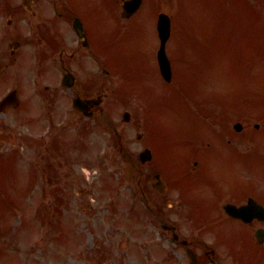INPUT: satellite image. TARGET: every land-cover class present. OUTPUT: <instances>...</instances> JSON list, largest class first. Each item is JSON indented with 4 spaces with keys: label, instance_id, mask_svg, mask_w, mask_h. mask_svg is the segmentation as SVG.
Masks as SVG:
<instances>
[{
    "label": "rangeland",
    "instance_id": "obj_1",
    "mask_svg": "<svg viewBox=\"0 0 264 264\" xmlns=\"http://www.w3.org/2000/svg\"><path fill=\"white\" fill-rule=\"evenodd\" d=\"M70 2L71 4H77L79 8L92 5L94 9H98L97 4L91 0H70ZM219 2L221 0H157V8L165 9L164 11L172 15L174 24L172 41L185 58L189 57L192 60L201 59L195 55L196 53L193 50L213 47L215 43H219L220 46V38L214 41L215 31H213L217 26L223 25V23L219 22L223 20V15L219 10L221 4ZM236 2L237 0H224L223 3L225 4L224 9L231 10L230 15L236 17L241 23L239 44L232 43L233 48L229 43L224 44L225 50H219L216 56V53L213 52V54H210V60L202 59L201 63L196 64L195 68H192L190 77L188 74H183L182 80L185 81V88H196L197 85L203 83L202 80L207 81L205 85L208 86L205 88L204 85L203 88L205 101H207V97L209 98L208 92L212 93L211 97L214 102L212 104L206 103V105L209 108L210 106L212 107L210 109H212L213 121L217 120V116L224 118V116L236 114V110L241 109V106H247L245 104L248 103L256 104L257 107L252 109V106H249L247 107L249 110L242 109L238 114L253 116L250 121L258 123L262 127L264 125V28L252 31L247 28L246 23L249 22L250 24L251 20L244 15L238 16L235 13L232 8H235ZM211 3L214 5L213 7L218 6V13L214 20V13L205 7ZM108 6L111 7V3L108 2ZM116 12L120 14L118 10ZM142 21L148 25V28L140 31L131 30L127 35L128 42L126 43L127 52L138 61V70L150 65L153 60L152 52L156 47L155 18L153 13L147 10L144 11ZM228 27L222 33L227 34V36H233V32ZM176 30L180 31L181 36L177 34ZM113 32L112 30L111 36ZM183 32L187 36H183ZM109 34L106 31L99 32L100 36H108ZM132 37L135 38L139 47L132 43ZM226 50L230 51L229 53L233 54L234 58L240 60L241 64L237 63L233 58L229 60L231 55L227 54ZM185 62L187 61L184 59H178V63L181 66ZM252 62L255 63L254 68L250 64ZM241 71L248 74V76L244 77ZM164 95L167 97V101L172 100L174 116L176 114V106H182L183 101L192 103L185 100L188 95L185 94L182 88L176 93L169 92L164 93ZM194 97L196 98V95ZM131 98L136 100L137 103V105L132 106L129 104L126 106V109L133 111L132 122L125 125L120 122L119 115L126 110L125 108L123 110L120 109L121 111L117 114L115 120L117 130L126 137L123 144L119 142L117 137L112 139L102 133L91 137L95 141L98 140V147L87 140L82 142V145L87 150L93 151L97 147L95 152L84 155L85 161L83 160V164L80 163V165L76 166L77 175L83 176L88 181V184L81 185V188L88 191L87 196L80 197L75 192V197L69 203L68 186L66 178L62 175L64 167H67L69 163L58 158H54L51 161H34L37 153L33 151L32 146L29 144L19 145L21 152H19L14 166L7 172L2 173L3 169L0 168V264H93L94 255H102L107 250L108 253L104 255L111 256L115 261L109 260L103 264H135V256H128L133 251L138 256L139 264L155 263H151L153 262L151 260H157V248L150 245L143 247L141 242V233L148 222L146 211L141 205L131 208L119 201L120 213L118 222L125 238L123 245L120 247L116 244L117 236H113V238L109 237V241L105 240L107 242L105 246L98 248L104 242L103 238L100 237L103 234L96 235L91 229H89V232L82 230L85 234L84 237L79 232V220L74 216L76 212L74 215L70 213L74 212V209H72L74 206V203L72 204L73 201L78 206L77 210L83 215L84 222L87 223L89 221L88 218H92L93 210L83 205L84 202L95 199L97 196L96 187L100 189L101 185H107L105 181L111 182V177L113 178L111 184H114L116 194H107L110 199L103 198L100 206L106 207L107 204H110L116 198H121L124 202H128L130 198H133V195L139 193L138 181L142 177L143 170L145 171V166H142L139 161L140 154L144 151V148H142L144 143L140 142L137 135L143 131L141 128L146 111L143 110V106L140 107L138 99L135 97ZM159 115L155 112V114L150 113L149 117L154 120L155 124L164 126L161 121L164 122L166 118ZM177 115L181 116V112H178ZM173 127L174 124L167 126L168 129ZM20 131L30 133L29 127H22ZM40 135L41 133H37L35 138ZM159 135L161 139L158 142H152L153 147L151 148L154 152L163 153L161 142H163L165 136L162 133ZM98 137H101V140ZM259 144V149L264 154V137L258 138L257 145ZM234 145L236 146L233 142L227 147L231 146L232 148ZM119 146L125 147L129 151L130 160L127 163L139 169V173L134 176L137 182L135 183L134 180L132 182L133 188L130 187L131 183L124 178L125 174L122 170L125 167V162L118 159ZM237 148L238 151L247 155L251 152L252 156L256 151V145H253L252 142L239 144ZM6 150L9 151V147H6ZM210 153L212 164L217 155L220 158L229 159L223 153L216 154V149L212 146ZM67 158L72 159L69 155H67ZM257 158L259 159V156ZM8 164H6L7 167ZM253 166L255 168L254 171H247L246 173L240 171L237 174L233 173V166L228 167L220 163L217 166L213 165L212 169L214 170L217 167L218 171L215 173V179L221 181L223 185H228V179H233V177H237L244 185L250 178H252L250 181L253 185H264V163L259 159L258 165L254 163ZM49 167L54 174L50 177L47 175L43 177L42 171ZM243 169H248L246 163L243 165ZM86 170H89L93 175L87 174ZM96 172L98 175L95 174ZM71 174H73L72 170ZM71 180H74V178L71 177ZM248 185L252 184L245 186ZM223 190H228V188H223ZM228 200L230 198L224 200L219 207L222 209L223 204ZM92 206L98 207L99 204L92 203ZM59 209L61 212H58ZM218 215L220 216V214ZM101 222L105 224L104 219H101ZM107 227L109 228V226ZM105 228L106 226L104 230ZM110 228L111 232H113L112 226ZM230 238L238 239L232 234H230ZM132 239H136V244H127V241ZM166 240L170 243L168 239ZM209 240L207 241L209 242ZM158 241H160L159 236L150 240L148 244L158 245ZM167 241H165L166 245H168ZM89 248L98 249L92 250ZM121 253L127 254V257ZM147 254L152 255L151 260L145 257ZM182 261L187 264L185 257ZM223 263L232 264L231 259L228 257L223 258ZM251 264L259 263L252 260Z\"/></svg>",
    "mask_w": 264,
    "mask_h": 264
},
{
    "label": "flooded vegetation",
    "instance_id": "obj_2",
    "mask_svg": "<svg viewBox=\"0 0 264 264\" xmlns=\"http://www.w3.org/2000/svg\"><path fill=\"white\" fill-rule=\"evenodd\" d=\"M31 1L33 13H14V19L7 21L8 29L1 34L0 103L7 102L0 113V133L18 126L20 119H25L23 126L37 127L46 123L47 118L53 123L51 127L60 125L64 111L73 109L77 99L88 102L106 97L105 102L101 98V104L86 107L85 114L90 118L84 117L81 111H75L73 116V121L81 124L97 121L107 103V112H111V90L103 92L109 85L106 79L111 77V10L104 20L101 13L105 10L94 9L92 5L79 8L70 0ZM91 1L99 6L100 0ZM3 12L13 13L11 0H0V13ZM100 31L110 34L100 36ZM13 41L19 42V49L14 52L10 48ZM71 84L72 88H67ZM36 100L40 103L35 104ZM40 116L46 119L35 120ZM237 199L242 201L243 197ZM163 208L162 228L173 236L181 228L169 221L167 209L175 206L167 201ZM191 211L201 212L196 210V203L192 204ZM192 218L195 224L212 219L203 215ZM173 227H176L174 232ZM182 240L174 242L177 248ZM190 245L195 248L194 241Z\"/></svg>",
    "mask_w": 264,
    "mask_h": 264
},
{
    "label": "water",
    "instance_id": "obj_3",
    "mask_svg": "<svg viewBox=\"0 0 264 264\" xmlns=\"http://www.w3.org/2000/svg\"><path fill=\"white\" fill-rule=\"evenodd\" d=\"M159 30H160V36L165 44V42L167 41L170 35V24L167 19L163 17L161 18L159 22Z\"/></svg>",
    "mask_w": 264,
    "mask_h": 264
}]
</instances>
